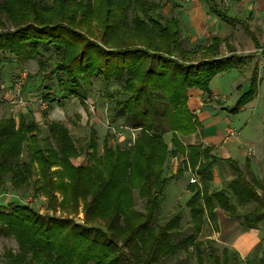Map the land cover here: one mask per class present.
<instances>
[{
  "label": "rangeland",
  "instance_id": "1",
  "mask_svg": "<svg viewBox=\"0 0 264 264\" xmlns=\"http://www.w3.org/2000/svg\"><path fill=\"white\" fill-rule=\"evenodd\" d=\"M43 1L46 3V10L42 12V21L38 23L40 27L61 23L73 31H79L86 38V42L84 41L76 46H69L67 43L61 42L62 45L66 44V46L58 52L40 50L41 52H37L38 58L21 59L15 62L14 65L16 64L17 68L14 71L9 69L10 65L2 64L0 68L1 87L7 84L9 80L10 84L7 86V90L5 88L0 90V119L8 117V110L10 111L9 105H13L17 111L20 109L26 110L24 112V114L26 113V117L34 120L38 125L39 144L46 147L56 146L55 135L52 134L49 128L50 123L57 122L60 125L66 126L73 145L79 150V157L71 159V164L75 166L85 163V161H88V164L91 163V165L97 164L98 161H104L105 154L110 153L115 147L131 152V148L135 143L132 141L140 129L123 121L122 118L111 122L112 110L115 103V99L112 98L116 95L115 90L123 88V85H121L123 82L114 78L104 80L101 79L102 76L87 75L94 73V71L100 72L103 75L107 67L112 68L113 65L121 63V56L117 53V50H113L114 54L107 61L105 56L103 57L99 52H96L93 46V44L100 45L101 42V19L105 15L104 10L97 0H66L65 3L62 0H57L54 3H52L53 0ZM147 1L157 3L158 8L156 10L165 17L178 14V11H176L178 10L177 7L173 5L174 3H179L180 0ZM131 6L133 7L127 9L113 7L112 12L109 13L111 25L116 26L118 17L122 16L126 17V23L124 24L127 26L131 25V19L139 12L137 4H132ZM0 21L6 22L2 14H0ZM7 24L9 25L8 22L5 23V25ZM8 27L10 29L13 28V26ZM2 30L3 28L0 25V31ZM181 32L182 30H180ZM121 34L120 38L123 41L131 42L130 45H126L127 47L140 49L145 46V39L143 40L141 37L134 39L132 33ZM117 36V29L115 28L111 32L112 40ZM84 47L85 56L83 62L88 66V70H86L85 78L80 86H76V84L72 85L77 87L80 94L69 95L66 98H61L62 101H60L56 98L55 95L57 93L54 91V86L59 85V81L55 78L56 73L52 74V69L56 67L57 61L61 63V61L69 60L68 58L74 55H79L81 48L84 49ZM181 47L184 51L189 50L187 45L181 44ZM156 55L157 53H154L153 56L141 58L136 79L133 81L134 86L129 90L137 88L141 82H144L141 76L149 67L156 73L159 69V62H161ZM8 57V53H0V60H6ZM184 57L191 62H196V56L186 53ZM39 60H41V63H39ZM184 62L183 64L185 65L189 63L186 60ZM172 65V63L164 62L163 67L168 72V75L165 78L162 77V81H165L169 77L170 72L174 73L175 70L172 69ZM261 72L264 76V68ZM19 73H22L23 76L22 84L18 85V87L16 85L14 88L13 83ZM175 73L179 72L176 71ZM232 73H235V70L226 73L222 78L224 79ZM83 75L80 74V77ZM153 79H149L146 85L147 88H149V82L154 85V88L150 89H152V98L158 110L156 115H149L146 124H143V126L147 130L148 124L151 121V130L148 129L147 132L157 129L156 132L158 131L162 135L164 145L174 152H169L168 156L165 155V160L161 166L165 177H167V181L162 193L156 198L155 207L150 214L151 223L148 225L150 230L142 228L132 238L135 239L134 241L147 242L140 259L144 260L147 257L151 242L155 241L154 237L160 233L164 223L170 221L174 215H178L179 220L176 224L163 229L164 233L176 232L171 239L168 236H163L164 234L161 237V241H172L170 242V246L159 250L156 260L149 264H248L249 261L246 259L245 261L233 259L231 253H222L223 245L218 241H222L223 237H229L231 229L224 228L221 233L220 225L216 223V214L214 219L209 217L205 212L192 215L191 207L195 210L198 209L199 205H202L203 208L202 195L205 188L202 177L199 176L198 181L190 189H184V187L187 180L189 182L191 175H196L197 177L198 167L206 161L204 158L205 154L221 156L222 152L220 149L222 147H237L239 145L243 148H255V146H264V78L262 84L256 89L254 96L256 104L254 106L234 110L236 99L234 100L233 96L224 103L218 104L214 102L213 107L204 106L202 109L208 110V117L201 122L199 128L191 132L184 125H174L175 121L174 116L172 117V112L175 111L176 105L167 101L165 90L155 85V80ZM66 85H71L69 80L66 82ZM144 97L142 94L141 99ZM10 99L14 100V103L9 102ZM5 103H7V106L4 105ZM140 105V107H145L142 103ZM189 111L192 114V111ZM217 115L219 116V120L215 118ZM192 116L194 117L193 114ZM229 126L239 131V137L222 141L225 135L224 130ZM199 130L202 131L203 137L211 134L215 135L212 139V142L218 146L215 148V153L211 147L201 141ZM217 130H219V133ZM44 137L47 140L46 143L42 140ZM105 146L109 147L110 151H106ZM21 147V151L18 150L19 152L14 159L23 172H25V169L21 164L23 162L27 163V184L25 183V185L16 189L7 181L2 189H0V204L8 199H14L30 207L49 224L54 223L52 219L69 221V226H67L65 232L71 225L76 230H83L84 233H87L92 226L106 229L108 220L114 211L107 210V212H103L101 202L86 211L91 196L97 190V182L89 187L90 190L86 195L78 196L77 199L71 201L66 198L64 199V196L68 193L65 187L69 180L67 174H51L55 170H61L62 172L64 170L63 166L53 164L49 168L43 169V166L33 156L32 143L29 141L23 142ZM86 153H92L94 157L85 159ZM128 157L131 158V156ZM156 160L157 157L153 154L150 158V166L152 165L151 168L153 169V172L150 174L152 181L157 170V166L153 164ZM106 164L102 163L100 168H107L109 163L105 166ZM173 165L175 166V172L171 170ZM213 167L214 179L210 180L206 193L209 190L221 192L224 196L228 197L229 202L234 203L238 213L254 209L255 202L251 200H241L242 202H238L233 195L229 194L231 191L226 184L234 177V171L231 166L225 162L217 161ZM127 169L129 171L128 167ZM242 173L245 174L247 179L254 177L257 180L254 188L261 193L264 199V165H260V163L255 165L253 171L242 169ZM131 179L133 183H129L127 191L125 188L122 191L124 202L121 204V207L119 206V219L111 229V234H114L115 238L113 240L110 238V240L116 244L114 246L116 250H113L109 254L106 251L107 249H101L105 250L107 256L100 264H107L111 258L117 257L120 253H136L132 245L125 247L124 243L130 241L132 230L141 225L145 220L147 216V197L140 195L139 187L134 183L138 181L135 171L133 173L131 171ZM155 186L156 184L152 186V190ZM195 190H199V195L197 196V201H194L191 206L189 200L194 195ZM211 202L216 207L218 217L226 219L229 216L228 210L218 203L217 197L211 196ZM105 209H108V206ZM260 211H264V208ZM126 221L130 225L128 229L124 228ZM251 226L260 229V233L262 234L260 241L263 242L254 251H256L258 256L263 255L264 258V218L257 223H252ZM217 231H220V233L216 237L215 233ZM92 235L93 233L88 238V241L92 240ZM62 237L61 234L53 236L52 239L58 241ZM109 249L112 250L113 245ZM20 250L21 248L14 234L0 223V264H5L7 259L12 255L21 253H24L26 256L31 255V251L28 248L21 252ZM254 251L250 254V260L252 263L258 264L257 260H253ZM45 264L52 263L46 262ZM87 264H96V261L90 259Z\"/></svg>",
  "mask_w": 264,
  "mask_h": 264
},
{
  "label": "trees",
  "instance_id": "2",
  "mask_svg": "<svg viewBox=\"0 0 264 264\" xmlns=\"http://www.w3.org/2000/svg\"><path fill=\"white\" fill-rule=\"evenodd\" d=\"M56 1L53 0L52 3ZM208 1H210L212 6H215L213 0ZM62 2L65 3L66 0H62ZM97 2L104 10L105 15L101 19L100 45L93 44V46L95 51L99 52L103 57L105 56L107 61L114 54V51L117 50V53L121 56V63L113 65L112 68L107 67L103 75L96 71L87 75L102 76L101 79L104 80L114 78L123 82L121 84L123 88L115 90L116 95L112 98L115 99V103L111 122L122 118L123 121L140 129L132 141L135 143L131 148V152L115 147L110 153L105 154L104 161H98L95 165L88 164V161H85V163L75 166L71 164V159L79 157V150L73 145L66 126L57 122L50 123L49 128L52 134L55 135L56 146L46 147L39 144L38 125L34 120L27 118L26 115H20L17 119L11 116L4 117L0 119V189L7 181L16 189L25 185L28 165L25 162L21 164L25 169V172H23L14 158L21 151L22 143L29 141L33 146L31 148L33 156L43 166V169L49 168L53 164L63 166L64 172L55 170L51 174H67L69 180L65 187L68 193L64 196V199L71 201L77 199L78 196L86 195L90 190L89 187L97 182V190L91 196L86 211L101 202L103 212H107V210L114 211L113 215L109 218L106 229L92 226L87 233H84L83 230H76L71 225L65 232L67 226H69V221L52 219L55 224H49L43 220L41 215H38L37 212L27 205L18 202V200L8 199L0 204V223L14 234L21 248L20 252L28 248L31 251V255L26 256L24 253L12 255L5 264H45L46 262L52 264H76V262L87 264L90 259L95 260L96 264H100L107 256L105 253L106 249L109 254L116 250L114 249L116 244L112 241L115 237L113 236L114 234H111V229L119 219V208L124 202L122 191L124 188L127 191L129 183H133L131 171L136 173L138 181L134 183L139 187L140 195L147 197V216L141 225L132 230L130 241L124 243L125 247L132 245L136 253H120L117 257L111 258L107 264H149L154 262L158 256V251L170 246V242H172L161 241L162 235L164 234L163 236H168L171 239L176 233H164L163 229L176 224L179 216L174 215L170 221L164 223L160 233L154 237L155 241L151 242L147 257L141 260V253L147 242L134 241L135 239L132 238L142 228L150 230L148 226L151 223L150 214L155 207L156 198L162 193L167 181L161 166L165 160V155L168 156L169 152H174L164 145L162 135L160 132H156L157 129L147 132L148 129L151 130V121L149 124L147 123V130L143 126V124H146L149 115H156L158 110L152 98V89H150L154 88V85L149 82V88H147L146 83L149 79L155 77L153 79L155 80V85L165 90L169 103L176 105L175 111L172 112L173 115L171 114L172 117L174 116V125H184L191 132L199 128L200 124L188 109L186 90L189 88L207 90L210 79L216 73L238 66L242 61L240 57L235 55L218 57L219 39L216 37L211 40L209 46L202 53L201 60L191 62L186 59L184 56L186 53L189 54V51H184L181 47L179 20L175 16H163L156 10L158 8L157 3H151L147 0H97ZM132 4H137L139 12L131 19V25L127 26L124 24L126 23V17L122 16L118 17L117 25L112 26L109 20V13L112 12V8L127 9L133 7L131 6ZM45 10L46 3L43 0H0V14L9 23V25H5L6 22L0 21V25L3 28L0 31V53H8L17 59L38 58L37 52H41L40 50L61 51L66 46V44L62 45L61 42L67 43L69 46H76L84 41L86 42V38L79 31H73L61 23L40 27L38 23L42 21V12ZM222 16L225 20H228L225 15ZM8 26H13V28L10 29ZM115 28L118 36L112 40L111 32ZM121 33H132L134 39L138 37L145 39V46L140 49L127 47L126 45H130L131 42L123 41L120 38ZM154 53H157L156 56L161 61L159 62V69L155 73L149 67L141 76L144 82H141L137 88L129 90L134 86L133 81L136 79L141 58L153 56ZM84 54L85 47L84 49L81 48L79 55H74L68 58L69 60L61 61V63L56 62V67L52 69V74L56 73L55 78L59 81V85L54 86V91L58 94H56L57 97L66 98L69 95L80 94L76 86H80L85 78V72L88 70V66L83 62ZM185 60L189 62L187 65L183 64ZM164 62L172 63V69L175 71L174 73L170 72L169 77L162 81L161 78H165L168 75V72L163 67ZM39 63H41V60H39ZM176 71L179 73H175ZM80 74L84 75L80 77ZM68 80L71 83L70 86L66 85ZM73 84H76V86H72ZM256 89L257 73L256 70H253L249 87L239 95L234 110L241 108L250 101L254 97ZM142 94L145 97L141 99ZM140 103L145 105V107H140ZM42 140L45 143L47 142L45 137ZM107 150L110 151L109 147H106ZM153 154L157 157V160L153 163L157 166V170L155 176L153 174L154 178L152 181L150 174L153 169L151 168L152 165L150 166V158ZM128 156H131V158ZM88 157L93 158L94 155L86 153L85 159ZM204 158L206 161L198 167V172L202 174V177L203 173L214 162L220 161L229 164L234 171V177L226 184L231 191L229 194L233 195L238 202H242L241 200L255 202V208L244 213H238L234 203L227 204L229 203L228 197L221 196L217 192H213L212 195L206 193L208 189L207 181L203 182L205 188L202 195L203 203L209 204L211 196H214L217 197V201L220 204H224L230 209L232 215L239 218L243 217L248 226L261 221L264 218V211H260L264 208V199L261 193L254 188L257 180L254 177L247 179L245 174L242 173V169L245 171L250 169L249 163L246 162L243 166H239L234 160L223 159L215 155L205 154ZM102 163H109L108 167L105 169L100 168ZM127 167L129 171L128 169L126 170ZM154 184L156 186L152 190ZM198 191L195 190L194 195L190 197L189 203L191 206L194 201H197ZM107 206L108 209H105ZM202 211V205H199L198 209L195 210L191 207L193 216L198 213L202 214ZM124 224L125 229L130 227L127 221ZM92 233V240L88 241ZM61 234L63 237L58 241L52 239L53 236ZM112 245L113 249L111 250L109 248ZM223 252L230 254V252L222 249ZM232 258L235 259L233 255ZM253 260H257L258 264H264L263 255L258 256L256 251H254ZM248 261V264H256L252 263L250 258H248Z\"/></svg>",
  "mask_w": 264,
  "mask_h": 264
},
{
  "label": "crops",
  "instance_id": "3",
  "mask_svg": "<svg viewBox=\"0 0 264 264\" xmlns=\"http://www.w3.org/2000/svg\"><path fill=\"white\" fill-rule=\"evenodd\" d=\"M213 3L215 6H212L208 0H180L179 3H174L173 5L178 9L176 10L178 14L174 16L179 20V27L182 30L179 34L181 42L191 50H188L190 55L196 56V61L202 59V53L214 37L219 39L218 57L235 55L242 59L238 66L216 73L210 79L207 90L197 88L187 89V106L200 126L201 122L208 117V110L202 109L204 106H212L214 102L218 104L224 103L231 96H233L234 100H237L239 95L248 89L253 70H256L257 73V87L262 84L264 78L261 72L264 68V0H213ZM222 15H225L228 20H225ZM20 60L9 54L8 59L0 60V68L2 64L10 65L9 69L14 71L17 68V65H14V63ZM231 70H235V73L223 79L222 77ZM9 84L10 80L2 87L0 83V90L2 88L7 90ZM55 96L58 100L62 101L61 97ZM255 104L256 100L253 97L241 108H247ZM4 105L7 106V103ZM9 108L8 116L15 119L20 115H26V113L24 114L26 110L20 109L17 111L13 105H9ZM215 118L219 120L218 115ZM217 132L219 133V130ZM199 133L201 141L211 147L215 153V148L218 147L212 142L215 135L211 134L203 137L201 130H199ZM222 141L225 140L222 139ZM249 148L251 151H248ZM249 148H243L239 145L237 147H222L220 149L222 154L218 157L234 160L239 166H243L248 162L250 170L253 171L255 165L259 163L260 165H264V146L260 145L255 146V148ZM214 164L215 162L203 173V177L202 174L197 172V181L200 176L209 184L210 180L214 179ZM171 170L175 172L174 165ZM192 184L195 183L190 184L187 180L184 189H190ZM213 192L224 196L219 191L209 190L207 194L212 195ZM218 203L220 204V202ZM221 205L229 212V216L226 219L217 216L216 207L211 201L209 204H203L202 213H207L213 219L216 214V223L220 225L221 233L224 228L231 229L229 237H223L222 241H218L223 245L222 249L230 252L236 259L248 260L252 251L262 245L263 241H260L262 238L260 229L248 226L243 217L239 218L232 215L230 209L224 206V204ZM220 231L215 233L216 237Z\"/></svg>",
  "mask_w": 264,
  "mask_h": 264
},
{
  "label": "built area",
  "instance_id": "4",
  "mask_svg": "<svg viewBox=\"0 0 264 264\" xmlns=\"http://www.w3.org/2000/svg\"><path fill=\"white\" fill-rule=\"evenodd\" d=\"M190 1H197V0H190ZM22 77H23L22 76V73H19V75L17 76V78H15V82L13 83V87L14 88H15L16 85L18 87V85H21L22 84ZM9 102L14 103V100L10 99ZM238 135H239V131L236 130L235 128L229 126V127L226 128L225 135H224L223 139L224 140H227V139L232 138V137L233 138H238L239 137ZM248 151H251V149L249 148ZM196 182H197L196 175H191L189 177V183H196Z\"/></svg>",
  "mask_w": 264,
  "mask_h": 264
}]
</instances>
